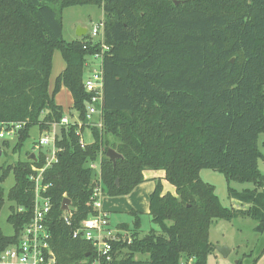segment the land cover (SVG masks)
<instances>
[{
	"label": "trees",
	"instance_id": "trees-1",
	"mask_svg": "<svg viewBox=\"0 0 264 264\" xmlns=\"http://www.w3.org/2000/svg\"><path fill=\"white\" fill-rule=\"evenodd\" d=\"M74 6L102 10L110 52L103 61L101 128L91 126L93 141L81 148L77 124L59 127L56 162L42 176L56 263L91 264V244L73 232L95 215L90 201L95 186L104 197L127 196L144 182V171L164 172L174 194L163 193L157 182L149 196L147 215L158 232L151 229L139 238L140 213L129 212L131 228L123 223L116 228L131 229L130 242L112 243L109 264H206L215 250L210 226L236 217L252 219L255 231L264 233L258 171V160L264 161L258 147L264 136V0H0V129L24 124L13 152L22 149L32 127L43 133L64 117L54 100L61 86L72 98L70 116L81 129L87 126L90 97L82 79L97 47L86 34L63 40L61 12ZM55 52L65 68L51 89ZM107 149L121 158L113 164ZM31 154L0 167V211L2 183L10 174L14 179L6 196L13 234L0 230V252L17 241L30 218L29 176L45 164L47 152L38 151L33 160ZM96 163L92 180L90 165ZM201 170L222 174L227 185L252 183L254 189L240 193L227 189L229 198L248 209L222 206L214 187L200 179ZM64 199L70 202V224L62 219ZM138 255L144 259H135Z\"/></svg>",
	"mask_w": 264,
	"mask_h": 264
},
{
	"label": "built area",
	"instance_id": "built-area-1",
	"mask_svg": "<svg viewBox=\"0 0 264 264\" xmlns=\"http://www.w3.org/2000/svg\"><path fill=\"white\" fill-rule=\"evenodd\" d=\"M103 29L101 20L93 26L89 33L86 32L90 42L97 49L85 61L82 79L83 89L90 97L87 104L86 122L98 129L101 128L103 103V61L110 52V47L104 42ZM95 116L97 120L93 121ZM74 123L78 127L76 135L79 138V145L84 148L89 143L84 140L81 134V122L75 116L71 117L70 114L64 115L59 123H53L48 130L40 133L41 136L34 145V150L36 152L46 151L47 156L45 164L41 168L33 167L29 176L34 194L30 218L20 229L17 241L0 252V264H57L55 254L50 246L51 236L47 227L51 202L50 198L46 196L48 185L42 183V176L44 171L56 162V153L59 151L55 147L57 128ZM23 125V123H11L2 126L0 140L13 137L18 130L23 128ZM97 165H90L96 175L99 171ZM102 199L100 185H96L90 198L95 215L82 221L73 232L74 238H80L91 244L95 252V258L91 264H109L112 243L125 240L121 236L123 231L111 227L108 214L102 210ZM71 216V212L67 210L63 212L62 219L66 224H70ZM127 242H130V238H127Z\"/></svg>",
	"mask_w": 264,
	"mask_h": 264
},
{
	"label": "rangeland",
	"instance_id": "rangeland-1",
	"mask_svg": "<svg viewBox=\"0 0 264 264\" xmlns=\"http://www.w3.org/2000/svg\"><path fill=\"white\" fill-rule=\"evenodd\" d=\"M102 18V10L95 6H74L65 8L61 12L63 40L70 42L77 39L76 29L78 27L85 29L86 32L89 33L93 26L98 24ZM54 55L53 69L50 78L52 82L54 80L53 76H56L57 73L56 62L61 58L59 52H55ZM55 100L60 102L57 98ZM68 113H65V115ZM96 120L97 117H93V121ZM86 125L87 126L81 129V134L87 143H91L93 141L90 131L92 125ZM40 136L38 128L36 126L32 127L29 131L28 138L23 143L22 149L19 152L12 151L16 140V134L11 138L6 137L4 140H0V144L2 141L8 142L6 146L0 145V167L4 169L8 166H12L18 160H27L29 158L28 155L31 153H38L34 150V145L37 143ZM263 142L264 136H261L258 141V147L262 155H264ZM258 171L263 178L264 186L263 160H258ZM199 176L203 182L214 187V192L222 206L233 208L238 211H245L248 209L249 205L229 198L227 189L229 186L232 190L240 193L244 190L254 189L252 183H238L231 181L230 184L227 185L225 177L212 170H201ZM13 184L14 179L12 174H10L2 183L4 205L0 211V230L6 236H11L13 234L12 226L7 223L9 206L11 204L6 200L7 193ZM103 203L105 209L108 211L111 227L116 229L117 225L123 223L129 225L131 228L134 222V217L129 214V211H127L124 206H122L123 203L121 201H115L114 198L105 196L103 198ZM119 206H122V208ZM139 213L140 227L137 232L138 237H144L151 229L157 230L158 232V227L151 222L147 213L144 211ZM255 225V221L248 217H236L231 221H217L213 223L209 229V241L215 247V250L208 256L206 264H264V233L256 232L254 229ZM131 232V229L126 231V233L123 232L121 234L122 238L131 239ZM224 246L229 250L226 257H223L216 251V248ZM135 259H144V257L138 255Z\"/></svg>",
	"mask_w": 264,
	"mask_h": 264
},
{
	"label": "crops",
	"instance_id": "crops-1",
	"mask_svg": "<svg viewBox=\"0 0 264 264\" xmlns=\"http://www.w3.org/2000/svg\"><path fill=\"white\" fill-rule=\"evenodd\" d=\"M53 61H54V57L52 60V69H53ZM64 68H65V64L62 58H60L58 62H56V72L57 73H56V76H53L54 80L64 70ZM51 74H52V70H51ZM52 86H53V82L50 79L51 89H52ZM56 98L60 100V102L56 101L55 100ZM54 100H55V103L59 105L65 113H68L69 109H71L72 107V98L70 96V93L62 86L60 87L58 93L55 95ZM143 177H144V182L136 186L129 195L122 196V197H114L115 201H121L123 203L122 206H124L125 209L129 212L130 211H135V212L144 211L145 213H148L149 196L153 192L157 182L161 183L162 188H163V193L169 192L171 194H174V188L168 185V183L164 180V172L144 171ZM122 206H119V207L122 208ZM102 210L108 214V211L105 209L103 199H102Z\"/></svg>",
	"mask_w": 264,
	"mask_h": 264
},
{
	"label": "water",
	"instance_id": "water-1",
	"mask_svg": "<svg viewBox=\"0 0 264 264\" xmlns=\"http://www.w3.org/2000/svg\"><path fill=\"white\" fill-rule=\"evenodd\" d=\"M175 4H178L177 1L174 2ZM86 34V30L81 28V27H78L76 29V36L78 38H81L83 37L84 35ZM231 62H233V59H231ZM106 157L112 161V163L114 164L116 159H119L121 158V156L119 154H117L114 150L112 149H107V152H106ZM30 159H34V154H31L30 155ZM95 176H96V172L94 170H92L91 172V179L94 180L95 179ZM116 183H117V180H116ZM69 200L67 199H64L63 203H62V206H61V210L64 212V211H67L68 210V207H69ZM216 251L221 254L223 257H226L229 253V250H227V248L224 246V247H219V248H216ZM87 256V255H86Z\"/></svg>",
	"mask_w": 264,
	"mask_h": 264
}]
</instances>
